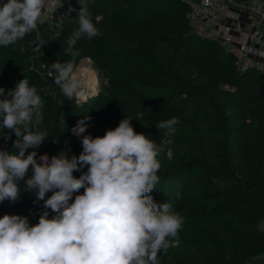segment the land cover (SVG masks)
<instances>
[{"label":"trees","instance_id":"obj_1","mask_svg":"<svg viewBox=\"0 0 264 264\" xmlns=\"http://www.w3.org/2000/svg\"><path fill=\"white\" fill-rule=\"evenodd\" d=\"M83 2L100 35L79 40L74 59L66 50L78 28V0H61L53 20L0 46V88L12 89L26 78L43 102L39 123L34 116L30 127L46 139L26 155L78 157L82 136L102 137L127 116L137 133L165 145L157 157L159 181L149 195L183 219L179 246L162 249L158 264H264V75L254 68L237 70L234 56L217 41L196 35L184 0ZM70 6L75 11L67 17ZM83 58L104 82L77 102L62 94L50 66L72 61L75 68ZM86 116V131L71 133ZM173 117L178 123L172 136L157 129ZM16 139L12 130L0 128V151H15ZM20 183L19 200L0 203V217L26 216L34 225L44 211L49 218L57 215L37 201L36 190L25 191Z\"/></svg>","mask_w":264,"mask_h":264},{"label":"clouds","instance_id":"obj_2","mask_svg":"<svg viewBox=\"0 0 264 264\" xmlns=\"http://www.w3.org/2000/svg\"><path fill=\"white\" fill-rule=\"evenodd\" d=\"M78 3V28L67 38L66 51L73 59L79 55L74 50L79 40L100 35L87 4ZM46 4L47 0H6L0 5V46L37 31L46 21ZM72 11L70 6L65 16ZM52 74L67 98L83 94V81L74 73L72 61L53 62ZM42 107L40 95L26 78L12 89L0 88V128L17 137L15 151H0V203L17 202L23 181V190H36L37 201L57 213L49 218L44 211L34 225L26 216L0 217V264H158L162 249L179 246L176 238L183 224L170 204L158 205L149 195L159 181L157 157L165 145L137 133L126 116L102 137L82 136L78 157L68 159L65 153L38 157L36 151L26 155L46 139L45 132L30 127L34 116L39 123ZM89 119H81L71 133L81 136ZM177 123L173 117L156 127L172 136ZM166 155L172 158L171 149ZM76 171L82 172L79 178L73 175ZM81 188L84 192L73 200ZM49 192L52 195L45 198Z\"/></svg>","mask_w":264,"mask_h":264},{"label":"built area","instance_id":"obj_3","mask_svg":"<svg viewBox=\"0 0 264 264\" xmlns=\"http://www.w3.org/2000/svg\"><path fill=\"white\" fill-rule=\"evenodd\" d=\"M61 0H47L46 19L53 20ZM187 21L198 36L217 41L234 56L237 70L254 68L264 75V0H184ZM75 97L77 102L87 98Z\"/></svg>","mask_w":264,"mask_h":264},{"label":"rangeland","instance_id":"obj_4","mask_svg":"<svg viewBox=\"0 0 264 264\" xmlns=\"http://www.w3.org/2000/svg\"><path fill=\"white\" fill-rule=\"evenodd\" d=\"M77 66H87L90 68L89 75H92L93 82L89 83V78L81 79L83 81L82 89H85V96L89 97L95 94L103 85L104 77L97 71V69L93 66L92 62L88 58H83L79 61ZM76 66V67H77ZM74 68V70L76 69ZM94 83V85H93ZM42 144L39 146V148Z\"/></svg>","mask_w":264,"mask_h":264},{"label":"bare ground","instance_id":"obj_5","mask_svg":"<svg viewBox=\"0 0 264 264\" xmlns=\"http://www.w3.org/2000/svg\"><path fill=\"white\" fill-rule=\"evenodd\" d=\"M89 70L90 68L87 66H77L76 69L74 70V73L77 75L78 78L80 79H86L89 78V83L93 82L92 75H89ZM91 71V70H90ZM94 85V83H93Z\"/></svg>","mask_w":264,"mask_h":264}]
</instances>
